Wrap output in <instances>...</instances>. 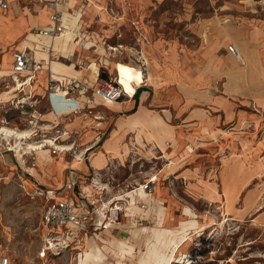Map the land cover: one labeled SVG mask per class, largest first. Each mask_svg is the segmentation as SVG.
Listing matches in <instances>:
<instances>
[{"label": "crops", "instance_id": "crops-1", "mask_svg": "<svg viewBox=\"0 0 264 264\" xmlns=\"http://www.w3.org/2000/svg\"><path fill=\"white\" fill-rule=\"evenodd\" d=\"M243 1L252 6L253 3H257L254 0ZM43 2L40 0H7V9L0 11V70L4 67V63L10 59L8 65L9 75L0 74V77L9 76L11 81V84L9 81V83L3 85L4 87L7 86L8 90L1 94H11L9 97L5 96L6 99L3 100H9V98H15L24 93L27 94L29 91L33 97H39L46 92L49 80L52 77L58 80L74 77L93 85L98 84L102 80L116 78L124 88L125 94L123 97L116 102L108 104L99 97H96L95 100L99 109L103 108L111 113L117 111H126V113L116 119L114 127L106 138L95 142L93 147L87 151L88 155L86 158L88 162L84 159L75 158H71L68 161L61 160L60 162L52 160L47 165L46 170H41L38 166L39 173L36 170L34 173L33 168L31 176L35 177L37 182L31 185L30 180L26 179L25 183H23L25 189L26 186H31L33 191L37 185L43 189H60L70 176L75 184L76 198H79L80 193L81 198L84 195H88L90 193L88 180L92 174L90 169L102 170L106 166L107 157L122 159L127 155L132 156L130 150H133L135 155L138 153L147 154L146 148H139L138 151H135L134 148H130V143L144 142V138L147 136L146 126H150L153 122L165 125L164 131L157 133L156 137L150 139L152 146H155L156 152L170 161L169 166L173 162L175 168L170 172L176 178L185 180L187 185H191L198 190L197 192L202 194L204 198L213 202H218L220 199H235L242 190L243 185L256 178L258 164L252 163L249 157L245 155L248 151L251 154L253 150L261 149V146L264 145V137L260 145L257 143L252 145L253 128L247 130L249 134L241 131L239 134L234 135L236 133L233 130L238 128L245 131L243 128L245 122H251L254 127L256 123L258 124L264 120V90H248L245 92L248 97L245 99V102H248L247 105L239 102L240 99L238 101L235 100L233 95L239 94V91L245 87L239 82L238 78H231L234 73H230V62L233 63V70L238 75L244 71V68L238 64L237 59L239 58L232 57V54L230 55L226 44L230 41L236 42V48L241 56L240 60L243 63L247 61L252 66L250 68L255 71V63H257V57L260 56L259 47L261 46L259 45H262V41L264 43L263 23L255 24V17L249 18L248 21L237 22L228 18H223L222 20L216 17L203 18L196 27V31H200L203 35V41L200 44V49L194 53L195 57L193 55L190 61V71L194 72V79L183 85L182 81L185 79H182V73L179 72L180 61L177 58V46L168 41L167 43L161 38L155 41L152 40V42H149V40L144 42L146 38L151 36V33L144 29L143 23L140 24L136 17L132 18L130 26L131 28L134 26L133 30L136 29L138 31V36L135 34L137 40L133 44L130 42L126 44L119 40L120 36H117V42L114 46L122 43L123 47H117L113 49L115 51H110V46H104L102 40L106 38L104 35L98 33L97 30H94L90 35L85 30L87 27L82 25L83 15L86 13L90 17L89 13L93 11L92 8H86L83 11L85 4L82 3V0H62L57 5V9L61 11L64 27L71 33L72 44L70 48L65 49V37L63 35L52 37L31 31L32 27L36 29L44 28L50 23L49 15L52 10L46 7ZM75 5L80 8L78 10L73 9ZM66 8H68V11H66ZM32 9L36 10V12H31ZM98 12V9H94L92 12L93 18ZM101 22L98 23L102 27L101 29L112 31V29L105 28L104 25L106 23L102 24ZM29 33L39 39H32L33 41H31L30 39L33 38L31 36L29 40L32 45L20 47L22 39L27 37ZM139 36L143 37L142 42ZM48 37L52 39V45L61 42L64 49L50 47L46 42ZM130 46L141 49L147 65V85L138 86L136 89L135 85L138 83L135 80L138 79L140 73L135 69L136 61L131 56ZM13 47H15L14 50H12ZM82 50L86 53L81 52ZM15 51L23 52L32 61L41 62L42 64L41 69L35 72L31 84L23 85V92L16 91L11 79L13 53ZM5 54H8V56L5 57ZM52 54L56 55V57L52 58ZM49 56L52 59H58L55 61L60 60L59 56L67 59L70 63L60 60L59 63L61 65L52 69L54 60H50ZM93 61L97 64L96 69L92 68ZM83 70H85V73H82ZM257 70L259 69L257 68ZM25 75L22 74L20 77L23 78ZM184 76L186 77V75ZM131 81L135 82L134 86L130 85ZM182 88L184 89L182 94L176 91V89L182 90ZM147 101L153 104L162 103L161 112L149 109L146 106ZM44 104H46L45 99L41 101V105ZM201 105H208V108L205 109ZM241 106L246 108H241ZM96 111L100 113L99 110ZM54 119L55 117L50 112L43 113L37 117L38 123L47 121L44 123H47V126L53 124L55 122ZM86 119L90 118L76 116L69 121L62 120V125L65 128L70 131H77L76 151L80 150L83 153V148L94 141V137L100 133L99 126L104 123L102 118L98 126H93L91 122L87 123ZM168 119L176 122L169 124L167 122ZM230 126L233 128H229ZM30 127L29 125L25 130H30ZM13 128L19 129L16 125ZM94 128H97V131ZM130 132L133 133V138L128 141L126 137ZM232 136L238 137L237 143L231 139ZM191 145L198 146L197 154L199 156H191L193 150L190 147ZM251 147L252 149H250ZM231 151L238 154L231 156ZM36 163L38 164V162ZM169 166L168 168H170ZM69 167H71L70 173L68 171ZM204 167H206L204 173H206L207 179L205 176H201L202 168ZM65 170H67L66 174H64ZM200 177L201 179H199ZM159 181L160 176L157 183ZM157 183L150 194L139 189L130 195L129 206L122 214L121 221L116 224L114 231L106 230L102 236H99V240L92 237L86 240L85 249L90 246L89 249L94 250L97 246L104 255L99 260L82 262L81 264H148L146 258H150V256H133V251L132 255L130 254L131 256L128 254L123 257L117 256L112 250L113 244H111V241L116 240V238L130 237L126 242L124 240H121V242L126 248L132 247L131 245L134 246L135 244L132 243L135 240L131 239L133 230L139 228L141 230L151 225V223L155 225L159 220L162 221L164 219V223L166 219L173 220V217L168 216L173 196L165 190L158 189ZM114 187L117 189L123 187V185L118 183ZM195 189L193 192H195ZM28 193L31 194V192ZM164 195L166 197H162ZM32 199L40 203L39 219L33 229L37 232L36 234L41 235L40 220L45 199L40 196ZM139 201L146 204L144 210L138 207L137 202ZM165 201H169V204L166 205ZM137 217L143 218L149 225L137 226L134 222ZM168 231L171 230L166 229L164 231L165 236H168ZM188 240L189 237L186 236L183 239V242L186 241L183 245L182 241L174 243V245L173 243L164 245L165 249L170 247L174 250L177 247L178 251H176L173 258L168 255L166 257L165 255L151 256L152 259L160 256V260L157 262L154 259L153 264L154 262L160 263L163 260V256L164 259L168 256L169 259L166 264H169L174 258L176 259L190 252L191 249L185 251L189 244ZM33 245V241L30 240L29 247ZM120 246L118 245L117 247ZM137 246L142 248L145 244L141 242ZM38 247L39 245L36 246L33 253H30L28 260H24L20 264H32ZM107 251L110 253L109 259L111 261L106 259L108 258L106 256ZM59 260L55 258V261L61 264L62 262L60 263ZM165 262H162V264ZM77 264H80V260H78Z\"/></svg>", "mask_w": 264, "mask_h": 264}, {"label": "rangeland", "instance_id": "rangeland-1", "mask_svg": "<svg viewBox=\"0 0 264 264\" xmlns=\"http://www.w3.org/2000/svg\"><path fill=\"white\" fill-rule=\"evenodd\" d=\"M254 1L257 3H253L252 6L243 0H82V3L85 4L82 9L83 11L86 8H92L93 11L94 9H98L99 11L96 15L97 17L95 16L97 19L94 17L96 20L92 16L93 11L89 13L90 17L85 13L82 25L83 27H87L85 30L90 35L94 30L104 35L106 38L102 40L105 47L108 45L114 46L117 42V36L121 37L119 39L121 42L133 44L137 40L136 38L139 33L136 29L133 30L134 26L131 28L130 21L136 17L140 21V24L143 23L144 29L151 33V36L146 38L144 42H148V40L152 42V40L155 41L161 38L177 46V58L180 61L179 72L182 73V79H185L182 81L184 85L189 83L191 79H194V72L190 71V61L194 53L200 49V44L203 41V35L200 31H196L197 24L205 17H216L221 20L228 18L234 22L248 21L249 18L255 17V24L259 25L263 23L264 27V0ZM78 8L80 7L76 5L73 7L75 10H78ZM31 12L34 13L36 10L32 9ZM100 22L102 24L106 23L104 25L105 28L112 29V31L101 29L102 27L98 25ZM35 30V27L31 28L32 32H36ZM140 38L142 42L143 37L141 36ZM32 39L36 40L39 38L33 37L30 40L33 41ZM40 41L42 40L40 39ZM229 44L236 46V42L234 41L228 42L226 46ZM259 46H261L259 47L260 56L257 57L255 71L250 68L252 66L247 61L243 63L240 59H237L238 64L244 68V71L238 75L233 70V63L230 62V73H234V76H231V78H238L239 82L245 87L239 91V94L233 96L236 101L240 99L239 102L245 103V105L248 103L245 102V99L248 98L245 92L248 90H264L263 41L262 45ZM51 47L56 49L63 48L61 42L54 43ZM14 49L15 47L12 48V50ZM81 52L84 51L82 50ZM231 56L234 57L233 55ZM55 57L56 55L52 54V58ZM49 58L50 60H58L52 59L51 56ZM58 58L63 62L70 63L65 58L59 56ZM82 73H85V70ZM142 79L143 75L140 73L135 82L137 81L139 84ZM9 81V76L0 77V116L4 115L6 117L8 123L4 125L7 127L13 128L16 125L19 129L28 128L30 125L29 119L32 118L29 106L26 104L23 107H20L19 104L16 106L15 101L10 98L9 100H3L6 99L5 96L9 97L11 95L10 93L2 95L5 90H8L7 86L5 88L3 85L9 83ZM183 90V88L182 90L176 89L181 94ZM146 106L151 110L159 112L163 108V104L160 102L153 104L147 101ZM201 106L205 109L208 108V105ZM241 108L246 107L241 106ZM96 110H99V114L103 115L104 123L99 126L100 133L93 140L98 137V141H100V139L108 136L110 130L114 127L116 119L126 113V111L111 113L98 107ZM72 118L74 117H70V119ZM45 122L47 121L39 123L44 124ZM86 122H91V119H86ZM167 122L174 124L176 121L168 119ZM250 123L245 122L243 126L245 131L238 128L237 130H233L236 133L234 135L239 134L241 131L249 134L247 130L253 128L254 132L251 143L252 145L255 143L260 145L264 137V120L258 124L256 123L254 127ZM164 127L163 123L157 124L153 122L150 126H146L147 136H145L144 142L136 144L129 142L130 148H134L135 151H138L139 148H146V155L140 153L135 155L134 151L130 150L132 156L127 155L122 159L107 157L106 166L102 170H99L104 175L105 180L108 178L113 183H120L125 186L126 184L142 182L149 172L162 168L159 173L160 181L157 183L158 189L165 190L173 196L168 210V216L173 217V220L166 219L164 223L163 219L162 221L159 220L155 225L151 223V225L141 230L140 228L133 230L131 232V239L135 240V242H132L135 244L131 250V254L133 251V256H147L149 254L148 256L151 257V253L154 250H158V252H153L154 254L152 255H165L164 251H166V255L175 256L176 251H178L177 247L174 250L170 247L165 249L164 245L168 243H173L174 245V243L183 242V239L187 236L189 237V244L185 248V251L191 249L190 252H192L195 241L202 242L204 245L205 240L214 236L213 246L210 249L202 246L199 258L194 259L190 264H264V145L261 146V149L257 148L251 154L248 151L245 155L249 157L252 163L258 164L256 178L243 185L242 190L235 199H220L218 202H213L204 198L191 185H187L182 178H176L170 172L175 168L173 162L170 166L169 164L163 165L168 159L165 156L161 157L156 152L155 146H152L153 144L150 139L156 137L157 133L164 131ZM229 128L233 127L230 126ZM49 129V126H41V130H38V133L33 136L34 139L39 140L52 136V130ZM94 129L97 131V128ZM132 136L133 133L130 132L126 137L127 140L130 141L133 138ZM237 138L236 136H232L231 139L237 143ZM9 141L12 143L13 140L9 139ZM6 142V140H3V144L0 142V256L8 252L11 257L16 258L15 264H20V262L28 260L30 253H33V250L40 243V235L36 234L37 232L33 229L39 219L40 203L32 199L31 194L28 193L33 192L31 186H26L25 189L23 183H25L26 179L30 180L31 185L37 182V179L30 175L33 168L34 173L35 170L39 173L38 166L41 170H46L50 161H68L73 156L70 153L65 156L63 153L54 154L50 153V150H47L46 152L27 154L23 158H20L15 155L14 151L7 149ZM190 147L193 149L191 156H199L197 154L198 146L191 145ZM236 154L238 153L234 151L230 153L231 156H235ZM87 155L86 152L83 156L86 162H88ZM155 161H158V164L155 167L156 169H152L153 162ZM173 161L175 163L174 159ZM205 168H202L201 176H205L207 179L206 173H204ZM90 170L91 173L96 171L94 169ZM66 172L67 170L64 171V174ZM194 189L195 192H193ZM165 204L168 205L169 201H165ZM181 222L184 223L181 224ZM188 225L192 226L189 227ZM184 227L186 229L183 230ZM166 229L171 230L168 231V236L164 234ZM128 238L130 237L116 238V240L111 241V244H114L113 247H117L120 245L121 240L126 242ZM30 240L34 243L32 247H29ZM141 242H144L145 246L142 248L136 247ZM106 256L110 258V253H107ZM63 264L66 263L63 262ZM171 264L175 263L171 262Z\"/></svg>", "mask_w": 264, "mask_h": 264}, {"label": "built area", "instance_id": "built-area-1", "mask_svg": "<svg viewBox=\"0 0 264 264\" xmlns=\"http://www.w3.org/2000/svg\"><path fill=\"white\" fill-rule=\"evenodd\" d=\"M43 2V0H40ZM62 0L44 1V5L51 9L49 15L50 23L44 28H37L35 31L38 34L55 37L62 34L66 28L62 23L61 11L57 9V5ZM8 7L7 0H0V11L6 10ZM110 46V45H108ZM107 46V47H108ZM117 47H123L118 44ZM228 51L237 56V48L234 44L227 46ZM115 51V50H110ZM131 56L136 61L135 69L142 75L144 81L135 85L146 86L147 65L146 60L141 52V49L134 46L129 47ZM41 62L32 61V59L20 51L13 53V64L11 79L13 87L17 92H23V85L31 84L34 79L35 72L41 69ZM26 74L21 78L20 75ZM21 83V86L18 85ZM125 94L122 85L116 78L102 80L96 85L90 84L87 81L74 77L58 80L51 78L48 83L46 92L39 97H33L29 91L15 98L16 106L19 104L23 107L24 104L29 106L30 130L36 135L41 126L37 117L43 113H52L55 117L53 124H48L53 135L46 138H53L61 149H56L55 146H49L51 153L71 154L73 158H77L76 152V134L77 131H70L62 125V120H69L70 117L81 116L90 118L93 126H98L103 118L102 114L96 111L98 106L96 97L101 98L104 102H116ZM45 99L46 104L40 105ZM7 119L4 115L0 116V124H7ZM33 135V136H34ZM97 139V140H96ZM91 144L83 148L84 154L93 147L95 142H98V137ZM79 150L77 153H80ZM158 161L153 162L152 169H156ZM170 164L169 160L164 162V166ZM162 168L149 172L142 182L126 184L123 187L115 189V185L108 178L105 180L104 175L99 170L93 171L88 180L90 193L81 198H76L75 184L72 178L66 180L64 186L60 189H43L37 187L31 193V198L40 196L45 199V205L40 220V243L32 264H59L55 258L66 264H77L81 255L85 252L86 240L90 237L99 240V236L103 235L106 230L114 231L116 224L120 223L121 216L129 206L130 195L141 189L147 193H152L158 181L159 173ZM71 172V167L68 169ZM24 187V186H23ZM83 199V200H82ZM141 210L146 208V204L142 201L137 202ZM137 226H147L149 223L141 217L135 219ZM213 238L205 240V244L195 241L192 252L183 254L176 258L175 264H190L194 259L199 258L200 249L202 246L210 249L213 246ZM16 258L11 257L8 252L0 256V264H15ZM31 264V263H30Z\"/></svg>", "mask_w": 264, "mask_h": 264}, {"label": "bare ground", "instance_id": "bare-ground-1", "mask_svg": "<svg viewBox=\"0 0 264 264\" xmlns=\"http://www.w3.org/2000/svg\"><path fill=\"white\" fill-rule=\"evenodd\" d=\"M66 11H68V8H66ZM60 35H63L65 37L64 39V48L67 49V48H70L72 46L71 44V33L68 29H66L62 34ZM58 35V36H60ZM33 36L31 33L28 34V36L24 39H22L21 43H20V47H24L25 45H32L31 42L29 41V37ZM35 37V36H33ZM46 42L48 43V45L51 47L52 46V39L50 37L46 38ZM113 49H116L114 47H109V50H113ZM237 52H238V55L235 56L239 59H241V56H240V53L237 49ZM8 53V52H7ZM8 54H5V57H7ZM6 60V59H5ZM9 62H10V59H8L5 63H4V67L1 68L0 70V73L3 74V75H9L8 73V65H9ZM59 65H61L59 63V61H55L52 62V69L53 68H56L57 66L59 67ZM97 67V64L95 63V61H93L92 63V68L93 69H96ZM144 81V79L141 80V82ZM146 81H147V78H146ZM134 83L133 81L130 82V85L131 86H134ZM27 84V83H26ZM147 84V83H146ZM18 85L21 86V83L18 82ZM122 85V84H121ZM123 87V86H122ZM124 89V88H123ZM112 103V102H110ZM108 104V103H107ZM110 105V104H109ZM107 106V105H106ZM47 126V125H46ZM48 127V126H47ZM30 129V128H29ZM33 133L31 132V130H19V129H14V128H10V127H7L5 125H2L0 124V142L3 144V140H6L7 142V149L9 150H12L15 152V155L16 156H19L20 158H23L25 155L27 154H33L34 152H46L48 149L49 146H55L56 149H61L62 147L59 145V143H57L53 138H42V139H39V140H35L34 137H33ZM9 139H12V143L9 141ZM4 146V145H3ZM77 154V158L75 159H81L82 155H83V151H81L80 153H76ZM22 160V159H21ZM24 161V160H23ZM30 173V172H29ZM30 175H32L30 173ZM88 192V191H87ZM144 201V200H143ZM189 221V220H188ZM193 221V220H191ZM195 221V220H194ZM184 222H181V224H183ZM186 223V222H185ZM194 223V222H193ZM188 224V223H187ZM189 227H191L190 225H188ZM187 227V226H186ZM187 227V228H189ZM195 227V226H193ZM186 229L185 227L183 228V230ZM193 229V228H192ZM207 229V228H206ZM182 230V231H183ZM197 237V236H196ZM94 244V243H93ZM96 245V244H94ZM114 245V244H113ZM117 245V244H115ZM120 247H113L112 246V250L113 252H115V254L117 256H126L125 254H128L130 255L131 254V250L134 248V246L130 247L129 248L122 244V242H120ZM94 247V246H93ZM90 248V246H89ZM85 249V252L83 255L80 256L79 260H80V264L83 262V263H86L88 261H96V260H99V258L104 255V253L102 252V250L100 248H98L96 246V248L93 250V249ZM108 252V251H107ZM153 252H158V250H154ZM151 253V256L153 257L152 254L154 253ZM165 252V257H166V251ZM109 253V252H108ZM159 254V253H157ZM132 255V254H131ZM130 255V256H131ZM149 255V254H148ZM147 255V257H148ZM170 256V254H169ZM152 257L150 258H146L147 259V263L150 264V261L152 259ZM156 257V256H155ZM153 258L152 261H151V264H153V261L155 259V261L157 260V262L160 260V256L157 257V258ZM173 258V256H172ZM107 260L109 258H106ZM149 259V260H148ZM165 259H166V262H165ZM164 259V256H163V260L160 261L159 264H161L162 262H165L164 264L167 263L168 261V256L167 258ZM101 260V259H100ZM176 259L174 258V260L172 262H174ZM102 261V260H101ZM110 261V260H109ZM149 261V262H148ZM176 261H179V260H176ZM146 262V260H145ZM156 262V263H157ZM155 263V262H154ZM169 263V262H168ZM171 264V263H170Z\"/></svg>", "mask_w": 264, "mask_h": 264}]
</instances>
